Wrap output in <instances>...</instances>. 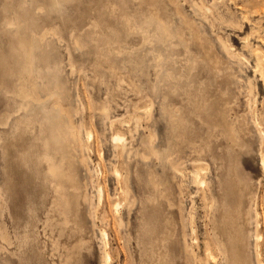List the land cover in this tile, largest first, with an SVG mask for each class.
<instances>
[{
    "label": "rangeland",
    "instance_id": "374dc122",
    "mask_svg": "<svg viewBox=\"0 0 264 264\" xmlns=\"http://www.w3.org/2000/svg\"><path fill=\"white\" fill-rule=\"evenodd\" d=\"M156 9L160 19L154 17ZM8 17H16L17 25L5 27ZM18 41L30 45L41 99L14 113L15 99L0 88V121L8 117L7 125H0V228L10 239L9 245L0 239V264H103L105 251L112 256L110 264H142L149 262L145 254L163 252L153 238L172 229V219L177 221L175 236L166 233L170 258L183 264L179 181L173 178L172 159L183 162L185 170H180L186 174L196 164L208 172L210 188L226 204L220 214L227 213V225L238 218L237 224L243 222L253 193L260 219L257 264H264V0H0V54H13L10 46L16 48ZM6 81L12 86L9 77ZM149 102L147 120L142 110ZM66 112L78 129V152L79 146L88 147L85 166L76 162L77 179L85 188L81 194L95 206L79 198L78 227L73 218L65 226L47 212L45 158L50 154L43 144L52 141V130L68 126ZM231 119L241 123L238 146L226 129ZM118 133L132 150L136 202L129 215L124 207L115 211L112 172L128 160L112 145ZM150 135L153 145H147ZM144 153L146 160L139 155ZM153 172L163 191L155 211ZM91 175L103 188L99 204ZM190 186L194 204L185 193L183 215L193 218L203 264H213L203 256L204 239H213V228L201 191ZM164 196L171 199L170 209ZM102 231L108 247L101 242ZM25 232L28 243L23 245ZM249 243L253 251L254 240Z\"/></svg>",
    "mask_w": 264,
    "mask_h": 264
},
{
    "label": "bare ground",
    "instance_id": "6f19581e",
    "mask_svg": "<svg viewBox=\"0 0 264 264\" xmlns=\"http://www.w3.org/2000/svg\"><path fill=\"white\" fill-rule=\"evenodd\" d=\"M199 9H202V6ZM157 10L158 9L154 11L155 12L154 17H158V12L160 9L158 11ZM205 14L202 13L201 15L204 16V18L206 19ZM158 19L160 18L158 17ZM16 21H17L16 17H14L13 19L8 17V18H5L4 25L5 27L14 26V25H17ZM160 25H161V22H160ZM9 51L10 53L12 52L15 55L13 56V54H11L7 56L2 53L0 54V71H1L0 72L1 73L0 88L3 87L6 94H11L13 96V98L15 99L14 103L16 105L14 113H18L20 111L27 110V108L33 102H39L41 97L38 95V92L36 91V88H35L36 83L34 81V76L32 73V61H31V52H30L29 43L18 41L17 47L15 48L13 46H10ZM7 77H9L12 80V86L10 85V82L7 83L6 81ZM13 78L15 80H13ZM16 99H19V101L17 102ZM149 104L150 102L148 103L147 107H145V109L142 110L143 111L142 113L144 114L143 117L146 118L147 120L151 117L150 116L151 105ZM249 108L251 112L250 105H249ZM100 111H102V109ZM104 111L105 109H103L102 112L105 113L106 111L105 112ZM67 116H68V122H67L68 126L65 129H63L62 127H59L57 130H52V133H55V135H51L52 141L49 140L48 142L46 141L43 144L47 147V150L49 151V154H50V156H46L45 158V166H46L45 173H46V180L50 188L49 200H51V207L47 212L50 214H53L52 218L55 215L60 217L63 221V224H65V226L69 222H71L73 218L74 225L78 227L79 218H80V216H78V207L80 206L79 198H82L86 203H88L89 208H93L95 206L93 205V200L91 197H88L87 194L85 195L81 194L82 190L85 188L81 185L80 181L77 179L76 162H79L80 164H83L85 166V158H84L83 153L85 151L87 152L88 147L86 145L84 146L81 145V147L79 146L80 152H78L77 150L78 146L76 144V135L78 133V129L75 126V123L73 121L71 114L67 113ZM251 118L253 120V117ZM7 120H8V117L2 118V120L0 121V125L6 126ZM138 123L139 121H136L135 124L137 125ZM239 124L241 125L238 119H235V120L231 119L230 121L227 120V122L225 121L228 136L235 146H238V133H239L238 126ZM254 125L259 127L257 120H254ZM136 127L137 126H135V128ZM85 134H86V138L88 141L91 133H87L86 131ZM130 134H132V130H130ZM124 136L125 135H119V133L112 135L111 142L113 143L112 144L113 147L115 149H118V148L121 149V151L123 153H126L128 157V160L127 161L125 160L123 162V166H121L122 167L121 169L120 168L113 169L112 175L115 178V182H116L115 191L117 192L115 211L118 212L119 207L121 208L124 207V208H127V213L129 215V213L132 210V207L135 205L136 196H135V193H133V189L131 186V180H130V176L132 174L130 171L132 150L127 149V144H128V143L126 144L127 138H125ZM153 136L150 135L148 137L147 145H151ZM200 144L201 143H199V145ZM150 151H151V154L155 157V160L159 161V156L156 154L155 150L150 148ZM139 155L141 156L142 160H146L148 158L147 157L148 154L145 155L144 153V154H139ZM79 156H80V160L77 161V158H79ZM263 158L264 157H262V159ZM261 164H262V169H264L263 168L264 159L262 160ZM196 165L193 167V172H190L191 174H186L184 173V171L180 170V168L185 170V168H183L184 164L180 159L177 161L176 160L173 161L172 159V165H171L172 167L170 166L173 172V178L174 179L176 178L179 181L178 189H177L178 190V204H179L178 212L180 214L179 229L181 232L180 234H181V239H182L181 244L183 246L182 251L184 252V257H183L184 263L185 264H203V261H204L202 260L204 257L201 258L198 252V250L200 249V246L198 245L197 238L195 236L196 233H195L193 218L191 216L190 217L188 216L187 218L183 215L184 208L182 207L183 206L182 199L185 193H187L188 197H191L190 190L192 188L190 185H193L196 189L201 191L199 197H200V201L202 202V208L205 212L206 219L209 222H211L210 226L213 228V239L211 241L210 239L209 240L204 239V243H203L204 255L203 256H206V258L208 260H211L213 264H221L220 259L222 261V264H255L253 262V253H254V257L256 258V264H257V257H259L258 256L259 254L257 251V243L260 240V236H259L260 234H257V228L260 224V219H259V213L256 209L255 196L253 198V193H250L248 196L247 208L243 216V222L241 224H237V221H239V218L237 217L238 219H234L232 220V222H230L231 225H227L226 224V220H228L227 213L223 212L222 214H220L221 212L220 210L224 208L226 204L223 201L221 202L219 200L220 198H217L214 191L210 188L211 180L209 178L208 172L203 167H197ZM153 173L150 174L151 179H152L151 186L154 189V194H151V202H152L151 207L155 208L154 209L155 211L157 208H159V205H160L159 199L163 197V191L159 189V186L161 184H159L157 180L156 173L154 174ZM96 174L98 175L99 171L96 170ZM226 176H227V171H226ZM91 177H92L91 178L92 188L95 189V193H96L94 195V198L97 199L98 204H99L102 201L103 188L100 185H98L96 181H93L94 179L93 175H91ZM86 187H87V184H86ZM167 196H170V195H167ZM167 196H164V198L166 199L165 202H167L166 206H168V208L170 209L171 207H173V204L171 203V199L167 198ZM191 203L192 205L194 204L193 198L191 200ZM148 205L150 204L148 203ZM168 214L171 215L172 211H169ZM240 216H241V213H240ZM218 217H221L220 219L223 222L222 224L224 228L222 229V231L224 233H221L219 230ZM176 223L177 221L175 222L174 219L171 220L170 226L171 227L173 226V227L172 229H169V230L167 228H164V232L162 233L163 235L162 238H159L157 234L154 235L153 241L157 244L158 247L161 246V250H163V252L159 255H157L156 252L152 253V255H156L155 257L145 254L148 257L149 262L144 261L142 262V264H158V263L174 264V261L170 258V249L168 246L170 237L168 236L167 238L166 233L168 231L170 235L175 236L174 226ZM118 224L120 227L122 226V219H121L120 214H118ZM144 228H145V225L142 224L141 229H144ZM100 235H101V242L104 244L103 246L106 247L107 240H108L107 235L104 231H102ZM0 239L6 244L8 245L10 244V239L8 238L7 234H5L2 228H0ZM253 240L256 245H254L253 243L254 248L252 251V249H249V247H251V243H249V241L253 242ZM20 242L23 245H26L28 243V237L26 235V232L23 235ZM142 250L145 252L144 249H141V251ZM111 260H112V256L110 255L109 252L105 251L103 254V259H102L103 264H110ZM64 264H67V263H64Z\"/></svg>",
    "mask_w": 264,
    "mask_h": 264
}]
</instances>
